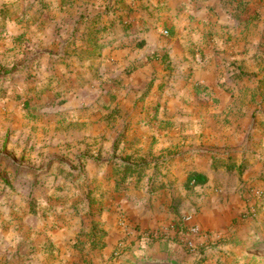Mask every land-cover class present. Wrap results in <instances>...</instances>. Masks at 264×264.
I'll list each match as a JSON object with an SVG mask.
<instances>
[{"label":"crops","instance_id":"0c3cea01","mask_svg":"<svg viewBox=\"0 0 264 264\" xmlns=\"http://www.w3.org/2000/svg\"><path fill=\"white\" fill-rule=\"evenodd\" d=\"M245 1L249 0L30 4L26 17L36 16L32 30H40L35 36L47 42L41 43L46 47L42 53L63 59L76 47L82 49L75 38L88 37L90 26L99 25L107 31L98 36L104 38L99 41L104 47L89 50L96 53L102 73L106 71L103 78L117 79L131 68L123 76L128 87L124 101L133 108L138 101L145 112L156 106L179 120V126L130 131L137 138L146 134L147 141L157 135V150L165 156L152 168L161 166L164 171L160 177L150 175L143 187L132 184L106 197L100 222L107 232L108 252L129 233L133 242L155 233L145 250L146 264H228L245 244L230 236L257 195L264 194V110L254 115L251 108L252 81L245 71L250 70L252 52L243 42L244 15H235ZM108 7L116 10L108 12ZM123 8L131 12L123 16ZM108 36L113 41L105 43ZM138 42L144 43V51L136 48ZM148 86L152 88L142 99ZM194 174L206 180L189 182ZM184 217L191 220L183 224ZM194 225L205 236L195 239L198 249L191 252L182 235Z\"/></svg>","mask_w":264,"mask_h":264},{"label":"rangeland","instance_id":"374dc122","mask_svg":"<svg viewBox=\"0 0 264 264\" xmlns=\"http://www.w3.org/2000/svg\"><path fill=\"white\" fill-rule=\"evenodd\" d=\"M32 3L0 0V264H146L145 250L155 233L134 242L129 233L108 252L102 206L112 192L143 187L150 175L164 171L152 168L165 156L157 150V135L147 141L146 134L137 138L130 131L179 126V120L156 106L145 112L138 101L134 108L124 101L123 76L131 68L117 79L103 78L96 53L83 48L87 37L75 38L82 49L63 59L42 53L47 42L35 36L40 30H32L36 16L26 17ZM239 6L235 15H244L243 42L252 52L245 77L252 81L255 115L264 110V0ZM95 26L88 36L107 33ZM112 41L108 36L105 43ZM136 48L144 51L139 42ZM97 80L102 82L90 85ZM127 164L141 169L124 177ZM257 197L230 236L246 241L228 264H264V194Z\"/></svg>","mask_w":264,"mask_h":264},{"label":"trees","instance_id":"16d2710c","mask_svg":"<svg viewBox=\"0 0 264 264\" xmlns=\"http://www.w3.org/2000/svg\"><path fill=\"white\" fill-rule=\"evenodd\" d=\"M98 33V32H97ZM97 33H95L96 35L94 36V33H93V35H90V36H88L85 40H84V44H83V47H85V48H89V49H91L92 48V50L93 51H98V48H103L104 47V45L103 44H100L99 43V38H97ZM139 45L140 46H143L144 45V43H139ZM141 165H139V164H127L125 167H124V177H126V175L127 174H132L133 172H136V171H138V169H141V167H140ZM135 169H137L136 171H135ZM121 181H122V179H120ZM119 179H117V182H118V184H120V181ZM125 179L123 178V181H124ZM206 179L205 178H202L200 175H198V174H194V175H191L190 177H189V182H191V181H194L195 183H198L199 181H205ZM122 181V182H123Z\"/></svg>","mask_w":264,"mask_h":264},{"label":"built area","instance_id":"2783aa9c","mask_svg":"<svg viewBox=\"0 0 264 264\" xmlns=\"http://www.w3.org/2000/svg\"><path fill=\"white\" fill-rule=\"evenodd\" d=\"M182 223L185 224L191 220V217H184ZM205 236L202 229L199 226H191L186 232L183 233V244L186 249L191 252L197 251L196 238Z\"/></svg>","mask_w":264,"mask_h":264}]
</instances>
